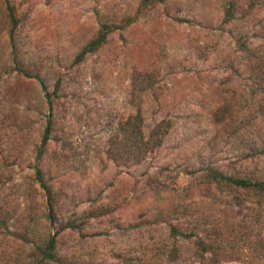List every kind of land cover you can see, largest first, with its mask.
<instances>
[{
  "label": "rangeland",
  "instance_id": "obj_1",
  "mask_svg": "<svg viewBox=\"0 0 264 264\" xmlns=\"http://www.w3.org/2000/svg\"><path fill=\"white\" fill-rule=\"evenodd\" d=\"M8 5L0 264H264V0Z\"/></svg>",
  "mask_w": 264,
  "mask_h": 264
},
{
  "label": "trees",
  "instance_id": "obj_2",
  "mask_svg": "<svg viewBox=\"0 0 264 264\" xmlns=\"http://www.w3.org/2000/svg\"><path fill=\"white\" fill-rule=\"evenodd\" d=\"M159 1H162V0H159ZM6 4H7V10H8V14H9V18L13 24V27H15V24H16V20H15V17L13 15V12L11 10V8L9 7L8 5V0H5ZM12 27V28H13ZM106 27L103 26L99 31L98 33L96 34V36L91 39L83 48L82 50L78 53L77 57H76V60H81L87 53H92V52H95L105 41L106 39V35H107V31H106ZM48 130L49 128L46 127V130H45V135L42 139V143H41V146H44L47 139H48ZM38 176V180L40 181L41 183V186L42 187H45L44 184L42 183V180H41V177H40V173L37 174ZM219 177L221 179H224L226 181H229L230 183L236 185V186H239V187H244V188H248V187H251V188H255L256 190H258L259 192H261L262 194H264V182H251V181H248V180H243V179H235V178H230V177H225V176H220ZM54 240L53 238H51V240H49V243L47 245V248H46V252H45V255L48 257V259L50 260H54V255H53V250H54Z\"/></svg>",
  "mask_w": 264,
  "mask_h": 264
}]
</instances>
